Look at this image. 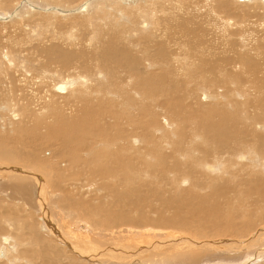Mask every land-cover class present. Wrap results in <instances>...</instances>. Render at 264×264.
Instances as JSON below:
<instances>
[{
	"label": "bare ground",
	"instance_id": "bare-ground-1",
	"mask_svg": "<svg viewBox=\"0 0 264 264\" xmlns=\"http://www.w3.org/2000/svg\"><path fill=\"white\" fill-rule=\"evenodd\" d=\"M140 1L30 0L28 2L26 0H0V15L4 17L0 16V32L2 33L12 23L18 22L20 24L27 23L42 34V30L53 25L55 19L62 23L65 18L72 16L74 20L69 25L70 29L79 28V30L89 31L91 34L88 38L89 45L78 49L80 51L64 50L59 44L48 47L46 51L50 59H56L52 61H57L63 67L73 68L76 75L68 74V70L66 72L68 75H65L66 73L47 75L45 74L49 71V68H46L47 63L36 67L37 64L34 65L30 60H26V65H22L23 69L16 77L10 72L11 64H16L15 56L6 54L5 57L3 55L2 57L0 55V77L4 73L3 88L0 86V107H5L8 110L6 114H10L5 116L6 114L1 115L0 113V126L5 128V133L0 134V174L3 173L2 176L0 175V201L21 203L22 207L19 209L29 213L13 217L8 210L0 212V221L3 223L0 224L2 225L0 227L2 231L0 264H36L38 259L44 260L45 264H96L104 261L102 258L105 259V263L107 259L109 260L106 264H137L139 261L136 263L133 258L138 260L141 252L153 249L157 244V239L144 228L147 234L150 233V235H146V231L141 228L144 230V234L134 240L135 236H131V230L129 233L127 228L131 225L143 227L146 224L145 220H149L151 223L155 222L154 225H161L162 229L169 227L181 231L186 229L190 234L193 233V236L200 237L199 240L189 238V233L186 232L188 238L186 236L182 238L186 237L187 244L182 245L180 250L177 249L181 254L177 255L176 253L177 256L169 257L170 259L165 264H231L233 261H236V264H244L251 263L252 260L257 262L260 259L258 256H254L253 259H245V261L241 259L242 254L246 251L238 250L241 241L238 242L237 238L243 236L246 231L239 220L248 219L246 221L250 223L254 218L258 221L264 219V214L260 213L264 210V172L262 170L256 174L251 167V163L257 157L256 161L262 164L264 169V132H259L264 131V77L260 79V73L264 75V0H207V5L204 4L209 14L222 20L224 23L222 27H226V36L233 38V36L242 35L247 39L246 35H251L255 40L250 50L245 48L244 52L237 51L232 56L222 54L223 57L219 56L221 61L205 64V69L210 74L201 77L199 81L201 85L204 83L205 85L230 84L231 86L224 95L216 94L217 101L222 99L225 101V105L218 104L219 107L215 106L210 111H206V115L198 113L197 110L200 109L198 107L191 110L190 103L183 95H178L174 102L168 101V95L175 91L176 94L177 91L183 92L181 80L179 82L178 79L170 77L167 84L163 82L164 71H168V75L174 73V71H170V68L176 60L179 61L176 52L169 51L170 49L164 47V44L159 46L156 55L161 62L159 67L161 72L158 73L154 69L156 64L150 58L148 48L146 46L139 48L135 41L130 42L133 33L137 37L153 35L144 31L147 28L144 22L149 21L152 27L158 26L161 21L155 18V12L166 9L167 3H170L171 0H149L145 1V4H141ZM198 1L200 2V0ZM181 2L184 5L193 3L191 0H182ZM108 8L112 9L115 14ZM117 13L129 17L128 20L131 23L128 24L127 20L124 21ZM57 14L60 16L58 17ZM8 19L10 20L6 21ZM203 28L205 27L203 26ZM69 32L70 35H73L71 31ZM175 32H178V29ZM184 34L187 35L186 30ZM184 34L183 36H185ZM200 35L202 36V34ZM67 38L70 39V36ZM104 38L108 41L104 42ZM2 39L0 37V43ZM234 44H237L235 40ZM4 45L6 44H3V47ZM127 45L131 46L129 50L126 49ZM183 63L187 66L193 65L187 61ZM236 63H238L239 72L235 70ZM228 65H230L229 69L226 68ZM38 68L42 70L38 72V75H33L32 78H36V80L30 82L29 72ZM211 74H214L215 77H210ZM125 75L129 82H125ZM44 83L48 88L42 95L36 88ZM157 83L161 85L156 86ZM17 85L24 89L17 92L14 89ZM25 91L26 94H23ZM22 95L25 96L23 99ZM229 96L235 97L232 100ZM165 97L168 99L161 101L167 105L169 111L167 112L171 113L169 120L177 119L180 124L170 123L163 119L164 126L159 119L161 124L152 123V120L149 121L147 118L155 100ZM30 98L36 100L33 107L38 108V113L39 111L52 112L54 117L59 120L58 125H54L52 129L51 127L47 128L50 124L41 118V113L39 116L35 112L31 119L26 117V113H29L32 107L25 103V100ZM104 103H107V107L104 106ZM114 106L116 110L113 109ZM117 114H122L127 121L134 120L133 128L126 137V139L133 137V139L123 145V141L116 138L114 129L112 139L115 142L107 145L103 141L112 133V124L109 118L111 115ZM153 114L154 112L150 116ZM157 115L159 114L157 113ZM174 115L177 117L172 118ZM176 126L180 132L182 131L178 148L175 149L176 153L181 151L183 145H185L186 158H192L195 153H202V158H206L212 153L222 152L223 154L212 161L210 166L205 164L204 169L209 170V175H213L216 172V167L218 168L216 164L221 162L223 170L228 171V174L230 171L229 178L235 179L236 183L239 182L237 186H231L229 183L228 186L213 189L210 194H203V187L199 186V183L193 182V188L191 187L190 190L191 199L178 204V207L171 212V208H165V205L168 204L167 202H174V198L181 197L184 194L182 189L180 192L183 194L176 195L171 199H167L159 187L153 189L154 196L151 194V197H142L138 200L134 198V195L132 198L130 197L133 191L134 177L138 183L147 182L150 171H158L162 167V160H166V155L173 156L172 145H174V137H176L173 128ZM37 128L46 129L45 133ZM150 128H152L151 133ZM118 132H121V129H118ZM136 133L139 135L137 136ZM202 135L206 139L205 142H209L207 143L209 146L206 148L201 146V149L198 148L200 150H196L194 144L197 140L202 139ZM90 138L93 140L92 142L100 141L99 143L102 144L98 153L87 151L85 144ZM256 138L257 142L254 140ZM50 140H53V145L56 142L59 145L56 146L57 152L52 155L42 154L40 146L46 143L50 145ZM142 143L150 148L145 153L140 151L139 147L137 149L135 147ZM167 145L171 146V154L165 155L162 151L166 150L167 153V148H165ZM210 147L211 149L208 150ZM112 149L121 150L110 155L108 152ZM125 152L134 153L135 160L132 161L131 158L125 156L123 154ZM243 154L248 155L249 164H251L245 165L250 168L247 175L249 177L254 175V178L250 177L249 180L257 178L262 185H249L242 189L248 184V182L244 184L245 177L237 179L234 176L239 173L238 167L242 163L240 160L245 158ZM152 156H154V160L153 163H150L148 159ZM170 166L172 167V165ZM257 166L260 165L256 164L255 167ZM262 166L259 167L260 170ZM170 176L176 177V175ZM225 176L227 175L225 174ZM80 178L90 180L91 183L97 179L99 182L98 192L101 193L103 189H108L109 195L113 196L116 201L114 203H117L119 207L108 203H99L100 197L98 195L92 197V193L88 197L89 199H86V193L83 194L81 188L91 187V184L89 182L85 187L79 186ZM188 180L190 183V179ZM179 182L180 179L172 180L177 189ZM184 182H187V178L182 184ZM48 183L52 185V188L47 187ZM121 189L122 191H120ZM52 190L57 193H55L57 198L53 199L56 206L52 204L54 207H51L53 211L50 212L47 205H51V202L47 204L48 201H45L43 192ZM109 195L103 197L110 198ZM218 197H222L223 200L216 201ZM102 200L104 199L102 198ZM86 201L87 204H84ZM154 201L160 203L157 208L158 214L156 217L148 216L147 207L153 205ZM33 210L37 212L36 217L32 214ZM156 211L154 210L155 213H157ZM87 225L93 227L94 233H90L92 229ZM158 227L157 230H160ZM11 228L15 230L13 231ZM259 228L264 229V225L258 226ZM137 231L134 230V233ZM176 232L166 229L165 235L167 236L165 238L169 239L175 235L181 238L182 235ZM158 235L163 234L159 233ZM149 237L151 240H148ZM100 238L106 239L112 244L100 242ZM133 240L135 244L130 245ZM41 243L44 244L43 247H47V250L43 248L44 251H42L39 245ZM107 244L111 246L109 247L111 253L98 252L106 249L104 247ZM80 247L82 250L79 249ZM167 252L170 253V251ZM145 259L147 258L145 257ZM239 259L244 262L241 263L238 261ZM155 263L159 262L155 261Z\"/></svg>",
	"mask_w": 264,
	"mask_h": 264
},
{
	"label": "rangeland",
	"instance_id": "rangeland-1",
	"mask_svg": "<svg viewBox=\"0 0 264 264\" xmlns=\"http://www.w3.org/2000/svg\"><path fill=\"white\" fill-rule=\"evenodd\" d=\"M26 1L30 2V0H26ZM145 1L148 2L149 0H141L140 3L141 4H145ZM181 1L180 0H178V1L175 0V2H174V0H171L170 3L168 2L169 5L167 3L166 9L159 10V11H156L155 12V16H156L155 18L157 20H160L161 21L158 26L152 27V24L149 21L144 22V24L147 26L146 30H144V31L153 34L152 36L145 35L144 37H142L140 35L139 37H137V35L135 33H133V36H131L130 42L131 41L132 42L135 41V43L138 45L139 48H142L144 46H146L148 48L149 56L152 59V61H155V64H156L155 67H154V69L158 73L161 72L159 70V67L161 65V62H160L159 58L156 55V51L159 48V46L164 44L163 46L166 47V48H169L170 49L169 51L176 52V54H178L179 61L176 60V62L173 63V65L170 68L171 69L170 71H174L173 74H175V75H173V74L168 75V71H164L163 73L165 75V78H164L163 82L165 84H167L169 82V80L174 77V78L178 79L179 82H181V81L183 82V85H182V91L183 92H178L177 91V94H176V91L173 92V94H170V95L167 96L169 98L168 101L174 102L175 101V98L178 95H183V97L186 98V101H188V103H190L189 105L191 107V110H193V108H195V107H198V109L199 108L201 109V110L200 109L197 110L198 113L201 112V114L206 115L205 114V113H207L206 111H210V109L213 108V107H215V106L216 107H219V106H217L218 104L219 105H225V101L224 100L220 99V100H218L219 102L217 101L216 94H218V95H224L226 93V90L230 89L231 86H230V84H228V85H222V84H218V85H205L204 83H203V85H201V83H199V81L201 80V77L202 76H209V74H210V73H207V70L205 69V64L206 63H213L214 64L216 62L221 61L222 59L220 57H223L222 54H226V56H232L237 51L244 52L246 49L247 50H250L252 48L251 45H252L253 42H255V40H253L254 37L251 36V35H246V37H248L247 39H245V37H243L242 35H238L237 37L233 36V38L232 37H229L228 35L226 36V27L225 26H223L224 28L222 27V25L224 24L222 22V20L218 19V17H216L215 15L209 14L208 11H207V9H206V7H204L205 5H207V0L206 1L200 0V2L198 0H191V1H193V3L190 4V5H184V4H182ZM201 3L203 5H200ZM178 7H180V8H178ZM199 7H202V8H199ZM203 9H204V11H203ZM109 10L113 14H115V12L112 11V9H109ZM169 11H171V12H169ZM203 12H205V13H203ZM198 13L201 14V15H199ZM120 14L117 13V15L118 16H121L122 19H124V21L127 20V23L128 24L131 23V21L128 20L129 17H127L126 15H123V14L120 15ZM0 16H2V15H0ZM59 16H60V14L58 15V17ZM123 17H125V18H123ZM122 19H120V21H122ZM9 20L10 19H8L6 21H9ZM73 20H74V17H72V16H69L68 18H65L62 23L61 22H57V20L55 19L53 25H50V26L46 27V29L44 28V30H42V32H43L42 34H41V32L39 30L34 29L32 26L28 25L27 23L20 24L18 22L12 23L10 26H8L9 29L8 28L4 29L3 33L0 32V37H2L4 39V40L2 39L1 40V43H0V55L1 56L3 55L5 57L6 54H12V55L15 56L16 64L14 65V63H13L10 66V72H11V74H14L16 77H18V75L21 73V71L23 69L22 68V65L23 64L26 65V60H30L32 62V64H34V65L37 64L36 67H39L43 63H47L48 65H47L46 68H49L48 69L49 71H47L45 73L47 75H52L51 73H54V74L66 73L67 70H68V74L76 75V71L73 68H66V67H63V65L60 64V63H58L57 61H52V60H56V59H52V58L50 59L49 56H48V54L46 53L48 47H50V46H52L54 44H57V45L59 44V46L62 49H64V50L65 49H68V50H73V51H80L78 49L85 48L86 46L89 45V43H88V40L89 39L88 38L90 37L91 34H89V31H85V30L82 31V30H79V28L70 29L71 27L69 25H71V22ZM177 21H178V23H177ZM197 22H198V24H197ZM60 23H61V26L62 27L60 26ZM148 23H150V24H148ZM184 23H185V25H184ZM203 26L205 28H203ZM64 29H66L67 31L64 30ZM163 29L164 30H167V31H164ZM177 29H178V32H175V31H177ZM0 30H1V28H0ZM185 30L187 32V35L184 34L185 33ZM69 31H71L73 35H70V32ZM179 31L182 33V35H181V33ZM190 31L193 32V35H192V32H190ZM29 32H30V34H29ZM39 32H40V34H39ZM195 32H197V33H195ZM56 33H58L59 35L58 34L56 35ZM183 34L185 36H183ZM200 34H202V36ZM67 36H70V39H68ZM84 36H86V37H84ZM175 36L177 37V39H176ZM180 36H182V37H180ZM191 36H193V37H191ZM4 37L6 38V40H5ZM196 39H197V41H196ZM234 40H235V43L237 42L236 45L234 44ZM103 41L104 42L105 41L107 42L108 40H105V38H104ZM168 41H170L171 43L168 42ZM195 41L198 42V43L196 44ZM228 41H229V43H228ZM200 42H202V43H200ZM3 44H6V45H4V47H3ZM8 44L10 45L9 47H8ZM97 44L98 45H102L101 43L100 44L97 43ZM200 44H202V45L200 46ZM179 45H181V46H179ZM202 46H204L205 48L202 47ZM1 47H3V48H1ZM242 47H243V49H242ZM130 48H131L130 45H127L126 46V49L127 50H129ZM229 49H230V51H229ZM17 53H18V55H17ZM1 56H0V59H1ZM20 56H21V58H20ZM258 60L262 61L261 59H258ZM185 61L190 62V64H193V65H188L187 66V65H185L183 63ZM235 65H236L235 66L236 67L235 70L239 72L240 69H239L238 63H236ZM229 67H230V65H228V67H226V68L229 69ZM41 70H40V68H38L37 70H32L31 72H29L30 73V75H29L30 82H33V81L36 80V78L33 79L32 77H33V75H38V72L41 71ZM177 72L180 73V74H178ZM166 73H167V75H166ZM68 74L66 73L65 75H68ZM213 76L215 77L214 74H211L210 75V77H213ZM263 77H264L263 73H262V75L260 73V79H263ZM3 78H4V73H2L1 74V77H0V84H1L0 86L2 88H3V82H2L3 81ZM5 81H6V79H5ZM123 82H124V80H123ZM125 82H129V79L127 78L126 75H125ZM5 85L7 86L6 82H5ZM160 85L161 84H158V83L156 84V86H160ZM35 87H37V85H35ZM47 88H48L47 87V84L44 83L42 85H39L36 89L38 91H40L41 94L43 95V94H45ZM14 89H16L17 92H19V91H21L24 88H22V87H20V86L17 85V86L14 87ZM219 89H222V90L220 91ZM1 91H2V89H1ZM249 91L251 92V90H249ZM17 92H14V94H17ZM23 94H26V91ZM209 95L210 96H213V97H210ZM24 97L25 96L22 95V99ZM234 97L235 96H233V97H230L229 96V98L232 99V100L234 99ZM168 98L165 97L163 99L160 98V99L155 100L154 104L151 105L150 110H149L150 113H149V115L147 117V118H149V121L152 120L151 121L152 123L154 122L156 124L157 123L158 124H161V122L163 121V119H165V120H168V122H170V123H179V120H177V119L176 120L173 119L172 121L169 120V118L171 116V113H168L169 111H168L167 105H165V104L162 103V101L164 99L167 100ZM25 103L30 104V106L32 107L31 110L29 111V113H26V117H28L29 119H31L33 117V115L35 114V112L38 113L37 112L38 111V108L33 107V104L36 103V100L33 99V98L26 99L25 100ZM104 106L107 107V103ZM190 107H188V108H190ZM41 108H42V105H41ZM113 109L116 110V107L114 106ZM7 112H8V110L5 107H3V108L0 107V113H1V115H3V114L5 115ZM153 112H154V114L152 116H150V114L153 113ZM39 113L42 114L41 118L42 119H45L50 124L47 128H50L51 127V129H52V127L54 125H58L59 120L54 117V115L52 114V112H50V113L49 112L48 113H44L43 111H39ZM157 113L159 115H157ZM41 114H39V116ZM8 115H10V114H6L5 116H8ZM149 116L152 117V118H150ZM175 117H177V116L174 115V117H172V118H175ZM109 120H110V123L112 124V133L110 135H108L107 139L104 140L103 142L105 144H107V145H111V144H113L115 142L112 139L113 130L115 129L116 130V133H115L116 138L119 139V140H121V141H123V145L124 144H128L129 143V140H132L133 139V137H130L129 139H126V137H127V135L130 133V131L133 128V122H134V120L127 121V119L122 114L111 115L110 118H109ZM162 124L165 126V123L162 122ZM56 127H58V126H56ZM118 129H121V132H118ZM4 130H5V128L0 126V134H4L5 133ZM37 130H40V131H42V132L45 133V130L46 129H39V128H37ZM151 130H152V128H150V130H149L150 133H151ZM173 131L176 132V134H175L176 137L173 136L175 138L174 139V145H172V149L174 148V151H172L173 156L172 157H169V156L166 155V154H171V146H168L167 145L165 147V148H167V153H166V150L165 151H162L166 155V160L165 161L162 160V163H163L162 164V167L158 171H156V172L155 171H150V175H149L150 179H148L149 177H147V182L146 181H143L142 183H138L137 179L134 177L133 191L131 192V197L130 198H132L133 195H134V198L136 200L141 199L142 197H151V194H152V196H154L153 195V189H155L156 187H159L161 189L160 191L163 192V194L166 195L165 197L167 199H171V198L175 197L176 195L183 194V193L180 192V190L182 189L183 192H184V194L181 197L174 198V200H175L174 202H170V203L167 202L168 204L165 205V208H171L170 211L173 212V210H175V208L178 207V204L180 205L183 201H188V200L191 199L192 194L190 193V190L193 188L192 187V183L193 182L199 183V186H202L203 187V192H202L203 194H205V193L206 194H210L213 191V189H216L218 187L228 186L229 183H230L231 186H237L238 185V182L239 181L237 180L238 182L236 183V181H234L235 179H233L231 177L229 178V176H231L230 171H229V174H228V171L223 170V167L220 165L221 162H219V163L216 164V166H218V168L216 167V170H215L216 172L213 173L214 176L212 174L209 175V172H208L209 170L206 171L204 169L205 164H208V165L211 164L212 161H214L216 158H219L223 154L222 152L212 153L211 155L207 156L206 158H202L203 157V154L202 153H200V154H196L195 153L192 156V158H186L187 156L184 154L185 145L182 146L181 151H179L178 153L175 152V149L178 148L180 133L182 131L180 132V129L177 126L173 128ZM259 132H264V131H259ZM136 135L138 136L139 133H136ZM201 138L202 139L200 141L197 140L195 142V144H194V146L196 147V150H200L201 149L200 148L201 146H203V148H206V147L209 146V144H207L209 142H205L206 139H205V137L203 135H202ZM254 140L257 142V138L254 139ZM92 141L93 140L90 138L88 140V142L85 144V147H87V151H89L91 153H98L99 152V149L102 146V144L99 143L100 141H98V142H92ZM50 142H51L50 145L46 143V144H42V146H40V148H41L40 151L42 152V154L44 153L45 155H48V154L52 155L53 153H56L57 152V149L58 148L56 146H59V145H57V142L55 143V145H53V140H50ZM158 142H160V141H158ZM48 145H49V147L47 149V146ZM43 147H45L44 150H46V151L48 150V151L47 152L46 151L44 152V150L42 151V148ZM135 147H136V149H137V147H139V150L142 151L143 153H145L148 149H150L149 146H147L145 143H142L140 145L137 144V145H135ZM198 148H200V149H198ZM210 149H211V147L208 150H210ZM119 150H121V149H112V150H109L108 153L110 155H112V154H114L115 152H117ZM40 151H39V153L41 154ZM196 152H199V151H196ZM123 154L125 156H128L129 158H131L132 161L135 160L134 159V153H132V152H125ZM182 154H183V157H181ZM243 155L242 156L245 157V158L243 160H240L242 163L238 167L239 168V173L236 174V175H234L235 177H237V179L243 178V177L246 178V179L244 178L243 181H246V182H244V184H246L247 182H248V184L246 186H243L242 189L246 188L249 185H255V186L262 185L257 180V178L254 179V180H249L250 177L251 178H254V175H252V176L249 177L247 175V173H248V170L250 168H247V166H245V165H251L252 164L251 165V167H253L252 170L255 171L256 174H257V173H260V171H262V170L264 172V169H263L262 164H260V163H258L256 161V158L257 157L254 158L255 159L254 160L255 163L253 162V163L249 164L250 159H248L249 158L248 155H246V154H243ZM184 156H185V158H184ZM153 160H154V156H152V158H149L148 159V161L150 163H153ZM201 160H203V161H201ZM198 161H201V162L198 163ZM254 164L255 165L256 164H259L260 166L255 167ZM170 165H172V167ZM261 166H262V168L260 170L259 167H261ZM221 168H222V170H221ZM256 169H259V170L256 171ZM222 171H224L223 172L224 175H223ZM241 173L242 174L244 173V174L242 175ZM2 174L3 173H1L0 175L2 176ZM225 174L227 176H225ZM253 174H254V172H253ZM170 175H174V176L176 175V177L175 178H172ZM224 177H226V178H224ZM186 178H187V182H184V184H182L184 180L186 181ZM82 179L83 178H80V180H79L80 183H78V185L79 186H82L83 185L85 187L86 184L90 182V180H87V179L86 180L85 179L82 180ZM175 179H180L179 187H178L179 190L177 188H175V184L172 183V180H175ZM188 179H190V183H189V180ZM225 179L227 180L226 182H225ZM89 184H91V187H87L86 186V188H84V189L81 188L82 193L83 194L86 193L85 194L86 195V197H85L86 199H89L88 197L91 196L92 194H93L92 197L98 195L100 197L98 199L99 201L97 200L99 203H102V204L108 203V204H112L114 206H118L117 203H114L116 201L114 200L113 196L109 195V190L108 189H103V192H101V193L98 192L97 186L99 185V182H98L97 179H95L94 182H92V183L90 182ZM134 184H136V185H134ZM152 184H154V185H152ZM51 186L52 185H50L49 183L47 184V187L52 188ZM119 186H122V185L119 184ZM146 189H148V190H146ZM242 189H240V190H242ZM142 190H143V192H142ZM120 191H122V189ZM49 192L52 193V194H50ZM55 193L56 192L53 191V190L52 191H44L43 192V195L46 198L45 201H48L47 204H50L49 202H51V205H47L48 208H49L48 210L50 212H51V210L53 211L52 208L54 207V205L56 206V204H55V202L53 200V199H56L57 198V195H56L57 193L56 194ZM105 195H109L110 198L103 197ZM19 197H22V196H19ZM102 198L104 200H102ZM106 199H108V200H106ZM207 199L209 200L210 198L208 197ZM220 200H223V198L222 197L216 198V201H220ZM94 201H96V200H94ZM1 202L2 201H0V212L3 211V210H6V211L8 210L12 214L13 217H15V215H17V216L20 215L21 216L23 214H29V213L25 212L23 209H19V208L22 207L20 205L21 203L19 204V203L15 202V201H13L11 203H8V202H2L1 203ZM52 204H54V205H52ZM84 204H87V201ZM154 205L157 206V207H155ZM152 206L154 208H156V209H154ZM159 206H160V203L157 202V201H154L153 202V205L151 204L149 207H147L148 208L147 211H148V214H149L148 216L151 215V216L156 217L157 214H158V209L157 208ZM211 208H212V206L210 207V209ZM119 210H121V209L119 208ZM154 210H157L156 211L157 213H155ZM36 213H37L36 210H33L32 211V214H33L34 217H36V215H37ZM260 213L261 214H264V210H263V212L261 211ZM255 219L256 218H254V220H251L250 223L246 221L248 219H246V220L245 219L239 220L240 222H242L241 224L243 225L242 227H244L243 229L246 230L244 232V235L243 236L237 238L238 242L241 241L240 244L242 245V246L241 245L238 246L239 247L238 250L239 251H241V250L242 251L243 250L246 251V252L243 251L244 254H242L243 257L241 259H244V261H245V259L246 260L247 259H250V258L253 259L254 256H258L260 258L259 259L257 257L259 259L257 262H253L254 260H252L251 263L250 262L249 263L246 262L244 264H257V263L258 264H260V263L263 264L264 263V254H263L264 251H262V250H264V229H260V228L258 229V226L264 225V219L259 220V221H258V219H256V221H255ZM257 221H258V223H256ZM5 223L7 224V222H5ZM145 223H146L145 225H148V224H152V225H148L147 227H145V225H143V227L140 226V228L138 226L135 227V226L131 225L132 228H130L131 226H128L129 228H127L128 229L127 230L128 232L131 230L130 231L131 232V236H133V237L135 236L134 237V240L135 239H138V237H140L142 234H144V230H145L144 228H146L152 234L153 237L156 236V239H157V242L155 241L157 244H156V246L153 249H151V250L149 249L150 251L149 250H145V251L141 252L142 254L141 253H137V254H141V256L144 254L143 255L144 257L142 256V258H141V256H139L140 259H138V260H137V258H133V259H135L134 260L135 262L136 261H139L138 263L136 262L137 264H148V263H150V264L151 263L152 264H157V263H155V261L159 262L158 264H165V263H167V261L170 258H173V257L181 254V252L180 251H177V249L180 250V247L182 245L187 244V240H186L187 235L186 234L189 233V232L186 229H182V231H183V233H182L181 230L175 229L174 227L166 228L167 230H169L171 232H176L177 231L176 233L182 235L181 238L175 235L174 236V237H176L175 238V241H174V237L169 238V239H173L172 241H168L169 239L165 238L167 236V235H165L166 229H162L161 228L162 227L161 225H159V224L154 225L155 222H152L151 223V221H149V220H145ZM0 224H3V223L0 221ZM6 224H5V226H6ZM153 225L156 226V227H154ZM158 225H159V227H158ZM1 226L2 225H0V227ZM87 226H89L92 229V231L90 233H94L93 232V230H94L93 227L90 226V225H87ZM152 226H153V228H152ZM157 227L160 230H157ZM136 228H138V229H136ZM141 228H143L144 230L141 229ZM11 229L13 231L15 230L14 228H11ZM132 229H134L135 231L136 230H138V231L141 230V232H138L137 231L136 233H134V230H132ZM154 230H156V231H154ZM162 230H163V232H162ZM133 233H134V235H132ZM150 233L147 234V231H146V235H150ZM159 233H161L163 235L159 236L158 235ZM183 234H185V235H183ZM192 234L193 233H191V234L189 233L188 234L190 236L189 238H193V239L196 238L197 240H199L200 237L197 238L196 235L193 236ZM1 236H2V231L0 230V237ZM152 236H151V239L153 238ZM184 236H186V237L185 238H182ZM151 239H150V237L148 238V240H151ZM234 239H236V238H234ZM102 240H104V239L103 238L102 239L100 238V242L108 243L109 245L112 244V243H109V241H107L106 239L105 240L107 242L105 240L104 241H102ZM134 240H133V243H131L130 245L135 244ZM245 240H247V241H245ZM108 244H107V246L104 247L106 249L99 250L98 252H101L102 254L111 253L110 250H109V247H111V246H109ZM39 245L42 248V251H44V249L47 250V247H43L44 246L43 243H41ZM133 248H135V247H133ZM142 248L144 249L145 247H142ZM165 248H166L167 251H170V253H168L165 250ZM79 249L82 250V247H80ZM107 250H109V251H107ZM253 250H254V253H253ZM164 251H165V253H164ZM171 251H173V252H171ZM176 253H177V255H175ZM246 253H247V255H246ZM249 254H250L251 257L249 256ZM148 255L150 256V258L153 257L154 259L153 258L150 259ZM154 256H156V257H154ZM145 257L147 259H145ZM102 259L104 261H101V259H100L101 263H96V264H103V263L106 264L107 262H109V260L107 259L106 260V263H105V259L104 258H102ZM142 259H144L145 261L142 260ZM148 259L153 260V261H150ZM241 259H239L238 261H240L241 263H243L244 261L241 260ZM147 261H150V262H147ZM234 263L236 264V261L235 262L233 261L231 264H234ZM36 264H45V262L42 259H38L37 262H36ZM64 264H66V263H64Z\"/></svg>",
	"mask_w": 264,
	"mask_h": 264
}]
</instances>
